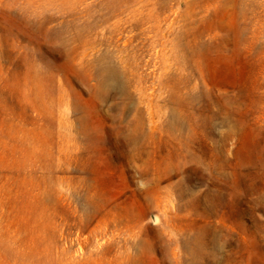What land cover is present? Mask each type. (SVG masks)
Segmentation results:
<instances>
[{
    "label": "rangeland",
    "instance_id": "rangeland-1",
    "mask_svg": "<svg viewBox=\"0 0 264 264\" xmlns=\"http://www.w3.org/2000/svg\"><path fill=\"white\" fill-rule=\"evenodd\" d=\"M0 264H264V0H0Z\"/></svg>",
    "mask_w": 264,
    "mask_h": 264
}]
</instances>
